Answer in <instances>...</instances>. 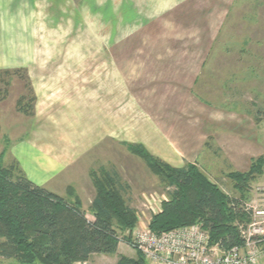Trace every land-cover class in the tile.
I'll return each instance as SVG.
<instances>
[{"label": "crops", "instance_id": "1", "mask_svg": "<svg viewBox=\"0 0 264 264\" xmlns=\"http://www.w3.org/2000/svg\"><path fill=\"white\" fill-rule=\"evenodd\" d=\"M225 2L0 0V70L24 69L35 96L33 116L24 118L20 132L24 135L31 124V131L46 137L49 129L38 127L35 120L47 117L59 126H54V145L44 150L41 166L56 174L75 161L73 153L56 146L62 140L71 148L59 123L72 125L78 138V128L85 123L77 116L81 110L67 109L96 102L104 116L93 128L86 154L99 144L139 143L162 161L181 167L183 159L193 163L208 136L214 135L220 145L229 140L225 150L233 167L248 170L252 138L240 135L233 141L232 130L221 126L231 118L198 115L201 106L191 94L207 55L206 42L226 12ZM17 126L10 123L7 133L19 130ZM21 138L12 152L23 164L18 153L26 144ZM25 172L33 183L42 182Z\"/></svg>", "mask_w": 264, "mask_h": 264}, {"label": "rangeland", "instance_id": "2", "mask_svg": "<svg viewBox=\"0 0 264 264\" xmlns=\"http://www.w3.org/2000/svg\"><path fill=\"white\" fill-rule=\"evenodd\" d=\"M222 7L226 12L223 13L224 16L212 35V40L206 42L207 55L198 79L191 88V94L201 106L197 111L198 115L208 117L222 114L231 118L232 121L226 119L221 126L232 130L233 141L240 135L252 138L249 145L253 149L247 159L251 164L253 158L264 154V0H227ZM22 96L26 99L31 97L29 90L24 87L23 79L19 75L0 74V154L4 153L3 165L9 166L15 162L27 178L25 171L35 174L34 176L42 181L38 185L46 190L69 200L77 197L81 208L87 211L86 216L89 219H92L89 206L92 201L90 199H93L89 192L90 183L92 184L90 172L100 174L102 169L109 171L113 169L117 172L120 183L126 186L123 194L137 214V228L146 226L153 214L150 206L157 208L160 205L161 208V202L167 200L168 193L173 188L162 177L153 173L140 157L128 151V144L137 143L121 144L116 141L112 142L114 145L104 143L105 147L99 144L94 152L91 150V153L86 154L87 142L93 139L92 133L95 132L93 128L99 126L97 123H100L104 116L102 108L99 107L100 103L95 102L90 107L82 103L80 106L74 100L79 108L67 109L69 113L75 109L79 112L81 110L83 116H77L85 123L82 128H78V138L74 135L72 125L59 123L62 125L61 133L71 139V148L69 145L65 146L62 140L56 146H60L64 152L73 153L76 159L60 172L52 174L41 165L46 162L44 150L54 145L50 137L54 126L55 128L59 126L53 119L49 121V117L46 120L42 118L35 120V125L39 127L42 124L49 129V135L39 137L36 129L31 131V124L23 135L20 129L26 126L27 119L24 118L33 115H25L18 110L22 104L20 100ZM28 104V109L31 110L32 107L34 113L35 101L34 103L29 101ZM10 123L19 125L17 126L19 130L14 129L12 130L14 133H7ZM208 127L210 128V124ZM19 137H23L21 139H25L26 144L24 150L18 153L23 164L12 152L18 144L16 141ZM222 140L224 141V138ZM57 141L56 139L55 142ZM218 142L214 135L208 136L193 163H196L208 179L216 183L229 197L243 196L247 205L251 204L256 209L264 207V170L261 175L250 181L249 187L241 194L234 188L235 181L228 176L229 172L237 171L233 167L231 156L225 150L229 140L223 145H220L221 141ZM234 156L233 153V158ZM187 163L192 162L183 159L181 166ZM44 176L45 180L42 179ZM261 249L264 251V244H261ZM138 253L140 252L136 247L120 242L115 253H96L87 261L74 264H116L120 257L135 259ZM0 263L16 264L17 261L0 257Z\"/></svg>", "mask_w": 264, "mask_h": 264}, {"label": "trees", "instance_id": "3", "mask_svg": "<svg viewBox=\"0 0 264 264\" xmlns=\"http://www.w3.org/2000/svg\"><path fill=\"white\" fill-rule=\"evenodd\" d=\"M0 74L23 79L31 97L22 96L18 110L33 115L28 103H34L35 96L26 71L3 70ZM127 148L173 188L167 200L161 202L160 211L151 215L148 225L153 232L201 224L212 244L226 249L243 244L238 224L250 218L243 196L229 197L196 163L173 167L142 144H128ZM3 155L0 154V257L15 259L16 264H74L87 261L96 253H115L120 242L135 248L131 232L137 224V214L125 199L126 186L120 183L115 170L90 172L95 195L89 206V219L77 197L69 200L33 183L15 162L4 166ZM263 170L264 154L253 158L247 171H231L228 176L243 194ZM116 264L145 262L138 253L135 259L120 257Z\"/></svg>", "mask_w": 264, "mask_h": 264}, {"label": "built area", "instance_id": "4", "mask_svg": "<svg viewBox=\"0 0 264 264\" xmlns=\"http://www.w3.org/2000/svg\"><path fill=\"white\" fill-rule=\"evenodd\" d=\"M150 209L156 213L161 208L159 205ZM244 209L250 218L238 224L243 240L240 246L226 249L218 243L212 244L201 224L161 233L153 232L148 224L140 229L135 226L131 232L132 242L145 264H263L264 207L256 209L245 203Z\"/></svg>", "mask_w": 264, "mask_h": 264}]
</instances>
